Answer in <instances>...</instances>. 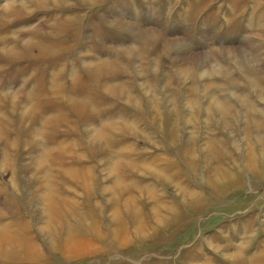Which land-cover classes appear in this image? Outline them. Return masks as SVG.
<instances>
[{"label":"rangeland","instance_id":"rangeland-1","mask_svg":"<svg viewBox=\"0 0 264 264\" xmlns=\"http://www.w3.org/2000/svg\"><path fill=\"white\" fill-rule=\"evenodd\" d=\"M199 257L264 264V0H0V264Z\"/></svg>","mask_w":264,"mask_h":264},{"label":"bare ground","instance_id":"bare-ground-1","mask_svg":"<svg viewBox=\"0 0 264 264\" xmlns=\"http://www.w3.org/2000/svg\"><path fill=\"white\" fill-rule=\"evenodd\" d=\"M184 197H185V196H184ZM225 255H226V254H225ZM230 256H234V257L236 256V257H237V254H230ZM226 257H229V256L227 255ZM202 258H203V257H202ZM229 258H231V257H229ZM231 259H233V258H231ZM198 260H200V261H201V264H202V259H200V257L198 258ZM203 260H205V263H203V264H208L207 261H206V259H203ZM252 260H253V259H252ZM200 261H199V262H200Z\"/></svg>","mask_w":264,"mask_h":264}]
</instances>
